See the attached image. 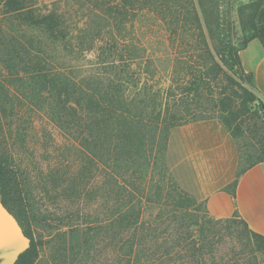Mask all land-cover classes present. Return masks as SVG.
I'll return each mask as SVG.
<instances>
[{
	"label": "trees",
	"instance_id": "trees-1",
	"mask_svg": "<svg viewBox=\"0 0 264 264\" xmlns=\"http://www.w3.org/2000/svg\"><path fill=\"white\" fill-rule=\"evenodd\" d=\"M0 1L9 12L43 28L47 40L59 43L68 55L93 57L73 83L75 115L83 113L89 121L88 139L80 142L87 150L80 151L84 158L77 168L50 171L39 179L15 162L11 146L8 154L0 150L2 202L31 239L16 264L39 259L38 226H59L52 247L58 254L54 260L64 264L98 263L102 250L106 264H256L258 255L250 248L226 251L218 246L223 230L236 220L249 235L264 240L237 211L227 219L209 212L199 218L174 179H166V165H161L162 177L156 180L155 174L169 132L205 118L191 112L192 107L199 109L198 102L226 77L235 76L251 101L258 102L256 110L264 113V102L250 90H257L254 77L240 58L253 40L264 46V0L239 8V44L235 24L222 15V0H119L105 6L107 15L93 30L77 34L67 30L63 17L29 13L20 0ZM136 11L150 13L158 43L170 45L166 81L159 70L163 57H151L133 42L136 36L123 32L135 25L131 14ZM227 108L221 109L220 121L236 138L233 111ZM11 117H17L15 112ZM2 119L0 114V124ZM261 162L264 133L257 160L241 175ZM58 179L70 203L52 210L47 194ZM237 184L229 191L233 198ZM210 243L214 256L208 263Z\"/></svg>",
	"mask_w": 264,
	"mask_h": 264
},
{
	"label": "rangeland",
	"instance_id": "rangeland-1",
	"mask_svg": "<svg viewBox=\"0 0 264 264\" xmlns=\"http://www.w3.org/2000/svg\"><path fill=\"white\" fill-rule=\"evenodd\" d=\"M20 1L29 13H53L63 17L67 30L77 34L82 29L93 30L95 24L107 15L105 6L119 0ZM251 1H221L222 15L236 26L237 44L242 39L238 10ZM131 17L135 25L130 27L129 24L123 32L136 36L133 42L137 46L142 45L151 57H163L159 70L161 80L166 81L170 45L158 43L157 29L150 13L136 11ZM92 60L91 55L88 58L68 55L59 43L47 40L43 28L31 25L20 13L9 12L5 2L0 1V114L3 118L0 150L8 154L6 148L11 146L15 162L22 169L38 175L39 179L50 171H59L60 174L77 168L83 157L80 151L87 150V145L80 147V142L88 139L86 129L89 121L83 113L75 115L73 83L80 68L83 70L91 65ZM228 74L231 75L230 72ZM233 78L226 77L210 96L205 94L206 99L198 102L199 109H195V105L192 107L191 112L205 118L169 132L164 141V153L160 155L161 164L155 174L156 180L162 177L164 170L161 165L165 164L166 179H174L184 196L192 201L188 205L199 218L206 217L208 213L206 202L210 193L233 190L234 183H238L242 176L241 172L257 160L262 142L264 113L256 110L258 102L251 101L250 95L237 85L239 80L235 76ZM250 90L260 98L256 90ZM32 102L35 107L30 105ZM224 106L233 111L236 138L220 121ZM13 112L17 117H11ZM80 119L84 120L82 124ZM56 181L51 182L47 194L52 210L64 207L65 202L70 203L67 200L69 193L59 186L60 179ZM237 221L230 229L223 230L224 238L218 246L226 251L250 248L258 255L256 264H264V240L249 235ZM59 231V226L55 229L38 226L39 259L36 264H64L54 260L58 254L52 247ZM212 248L210 243L208 263L214 256L210 254ZM98 259L95 264H106L103 250L99 252Z\"/></svg>",
	"mask_w": 264,
	"mask_h": 264
},
{
	"label": "crops",
	"instance_id": "crops-1",
	"mask_svg": "<svg viewBox=\"0 0 264 264\" xmlns=\"http://www.w3.org/2000/svg\"><path fill=\"white\" fill-rule=\"evenodd\" d=\"M240 58L244 70L253 75L257 94L264 102V46L259 40H253L240 52ZM206 206L216 219L230 218L237 211L251 231L264 236V162L240 177L235 198L224 190H217L208 195Z\"/></svg>",
	"mask_w": 264,
	"mask_h": 264
},
{
	"label": "water",
	"instance_id": "water-1",
	"mask_svg": "<svg viewBox=\"0 0 264 264\" xmlns=\"http://www.w3.org/2000/svg\"><path fill=\"white\" fill-rule=\"evenodd\" d=\"M31 247V239L16 216L3 204L0 195V264H16Z\"/></svg>",
	"mask_w": 264,
	"mask_h": 264
}]
</instances>
